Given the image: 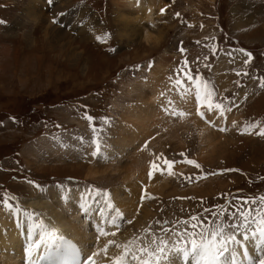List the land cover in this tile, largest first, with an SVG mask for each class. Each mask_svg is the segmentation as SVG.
Here are the masks:
<instances>
[{
    "label": "rangeland",
    "instance_id": "1",
    "mask_svg": "<svg viewBox=\"0 0 264 264\" xmlns=\"http://www.w3.org/2000/svg\"><path fill=\"white\" fill-rule=\"evenodd\" d=\"M33 1L0 0V215L9 203L11 209L29 212L26 202L41 199L49 191L85 193L88 198L106 200L115 190L128 189L119 170L92 179L87 174L92 166L130 168L131 146L138 147L144 140L152 159L163 153L183 171L172 179L164 195L137 198L138 215L143 209L150 213L134 228V238L141 239L138 245L161 235L176 240L170 237L171 229L185 231L180 221L191 224L193 215L205 227L217 216L227 221L225 213L232 211L230 205L237 198L255 200L258 204L253 207L264 208V136L256 134L259 129L251 135L240 134L253 123L264 128V0H147L169 4L152 31L153 36L163 38L156 48L133 38L128 19L118 17L117 11L123 12L120 0H54L52 8L48 0H42L38 22L32 14L31 22L14 24ZM46 30L49 36L55 30L72 41L70 50L81 54L78 62L55 41L49 43ZM30 35L32 42L28 43ZM183 61L198 82H209L213 102L224 106L222 118L237 111V121L215 126L208 119L207 136L200 138L198 124L189 120L193 113L188 104L194 103L199 110L196 115L203 109L194 96L181 103L172 87ZM158 63L165 66L167 80L163 79V91L153 101L154 113L156 106V113L162 114L171 99L177 106L182 104L179 109L175 105V110L188 115L164 113L162 120L133 124H146L148 134L136 128L121 136L119 125L127 108L152 96L147 81ZM85 108L94 122L84 118ZM135 132L138 136L133 138ZM96 138L103 141L100 155L85 158L82 153L93 150L88 145ZM115 143L125 147L127 154L116 162L109 159L117 155ZM107 147L117 152H104ZM163 157L156 161L162 167ZM188 159L201 167L188 164ZM129 194L138 196L135 191ZM177 242L184 246L182 240Z\"/></svg>",
    "mask_w": 264,
    "mask_h": 264
},
{
    "label": "bare ground",
    "instance_id": "2",
    "mask_svg": "<svg viewBox=\"0 0 264 264\" xmlns=\"http://www.w3.org/2000/svg\"><path fill=\"white\" fill-rule=\"evenodd\" d=\"M41 1L42 0H34L31 4H29L27 9L23 11L22 15L20 14L21 16H19L14 24H18V20L22 22H31L32 20L30 18H32V14H36L34 20L38 22L41 13H43ZM168 5L169 4L166 3H150L147 0H120V8H122L123 12L120 13V11H117V14L118 17L121 16L125 19H128L132 28V35L134 36V39H140V41L145 43L147 46H154L152 48H156L159 46L157 44L161 43L163 38L161 34L153 36L152 31L156 27V19L164 17L162 14L165 11V7H167ZM143 22L147 26H140L139 29L133 26V24L135 23L141 24ZM92 29L96 30V28ZM47 31L48 30H46L45 34L47 40L51 41H49V43H54L55 41L56 45L59 46L61 51L65 52L67 50L70 58L78 62L79 55L81 54H78L74 50H70V44L72 41L68 40V38L66 37L59 36L58 32L55 30L50 36L49 34H47ZM79 32L81 33V31ZM90 35L91 34H89V36ZM29 37L30 40L28 39L27 42L31 43L32 36L30 35ZM165 78L167 80V75L165 77V66L162 65V63H158L154 71L150 74V79L147 81L149 82L147 86L150 87L149 89L151 91L153 90L152 96H147L146 100L142 98V102L139 101V104H132L127 108V112L124 115L125 118L123 119L122 124L119 125L121 136H124L123 133L127 130L130 131L127 133V135H130L132 129L136 128L137 132L140 131L141 134H148L146 124L141 123L138 124L137 127H135L133 124L137 122H144L146 119H163L162 115L165 113L163 111V108L162 114L156 113L157 107L155 106L154 113L153 101L156 98V95H158L159 92L163 91L160 85L163 79L165 80ZM175 105V103L172 105V108L174 110L176 109ZM181 105V103H179L178 106L176 105L177 109H179ZM188 105L190 106L188 108L189 113H193L191 117L189 115V120L198 124L197 128L200 131V133L198 131L200 138H204V135L206 133L205 128H207L208 130V127H205L207 126L205 123L208 119L214 125L220 124V126H223L224 123L227 125L229 123H234L239 119V113H237V111H233L231 113L229 112V117L225 119V117L222 118L221 116H219L218 111L209 113L207 112L206 108H202V111H205V117L203 119H199L197 117V115H199V112L196 115L197 111L199 110H195L194 103L192 104L190 102ZM230 117L232 118V120L230 119ZM125 122H127L128 125H125ZM152 135L153 134H150L149 136ZM137 136L138 135L135 132L133 134V138H136ZM144 142L145 140L142 143H139L138 147L134 145L131 146L132 151L130 152L128 159L130 161L131 159L133 160L132 164H128V166H131L130 168L127 167L125 170H123L121 168V165H119L120 168L107 167L105 169H100L99 167L92 166L89 169L87 178L91 179L101 177L102 175L106 176L105 174L109 171L119 170L118 172L122 174V183H124V185H127L128 189L121 187L115 190V194L106 200H95L92 196L88 198L86 197L87 194L85 193L79 195L76 194V192L54 190L47 192L46 195L41 199L35 201H27L25 204L27 206L26 208H30V211L27 212L29 214L28 216H26L24 214L25 212L21 209L14 210L7 208L3 212H1L0 264H26V244L28 243L30 238H35L37 240L39 239L41 231L43 230L41 228V223L43 224L45 229H48L54 235H62L67 239L73 240L77 245H79V247L84 249L85 252H96L97 254L93 257L96 264H114L115 259H118L119 257L124 255V245H128L129 248H131L133 245H138L137 242L141 239L134 238V236L136 235L134 233L136 231L134 230V228L138 229L142 225V221L140 218L143 219L144 215L146 216V218H148L150 213H145L143 209L141 210V214L138 215L136 205L139 199L137 198H140V196L145 197L146 195H149L151 197L147 198L152 199L164 195L167 189L170 187L172 179L181 174V172L183 171V169L178 165L173 166L170 170L167 168V165H164L162 167V172H154L151 176H149L152 164L151 160L155 161V159H152L153 153L151 151H145L147 148H145L144 150L141 149ZM209 143L210 142L208 141V144ZM116 145L117 143L114 144V146ZM116 147L118 152L116 150H111L109 147L104 149V152L108 153L117 152V155L110 158L105 155L106 158L110 159V161L116 162L118 158H121L122 156L125 157V155H127L124 154L125 147L122 148L118 145ZM128 148H130V146H128ZM133 151L135 152L133 153ZM149 160L150 162H148ZM133 191L138 194L137 197L135 195L131 196L129 194ZM71 198H74L75 200L71 201ZM135 199H137V201H135ZM109 203L112 204V207H109ZM117 208L120 210L121 216L123 217V219H121L120 217H116L121 226L119 228H116L106 223L105 230L110 233H115V235L103 236L100 237L99 240H97L98 234L95 231L97 223L102 219L107 221L115 217ZM131 219H135L136 224L132 225ZM128 221H130V223ZM241 238L243 241L242 235L238 239ZM258 240L259 236L257 235L256 238L250 237L249 241L244 242L243 248L238 245L235 246V261L233 260V253L229 252L225 254V256L227 255L226 258H222L221 264H247L249 258L254 262L255 258L257 259L259 255L261 256V246H258ZM173 243L176 244L178 242L177 240L173 239L168 245L169 249L172 248ZM144 244H146L148 247L153 246L152 244L145 242V240ZM91 245H95V248H90ZM246 245H248L249 248L246 247ZM188 246L190 247V244ZM105 248H107L106 253L104 251ZM244 248L247 249V257H245L244 255ZM43 255L44 249L43 247H41V249L34 252L33 259H37ZM159 264H196V262L195 258L192 256H189L187 261H185L183 253L169 251L164 256V258L160 260Z\"/></svg>",
    "mask_w": 264,
    "mask_h": 264
},
{
    "label": "snow or ice",
    "instance_id": "3",
    "mask_svg": "<svg viewBox=\"0 0 264 264\" xmlns=\"http://www.w3.org/2000/svg\"><path fill=\"white\" fill-rule=\"evenodd\" d=\"M48 3H53V0H48ZM55 22V21H54ZM3 23V21H0ZM97 39H102L97 37ZM182 53L184 52L183 47L179 49ZM110 51H115L110 49ZM243 52V50L241 49ZM244 55L251 56V53L245 52ZM187 61H183L181 67L176 70L175 84L172 86L176 91L181 103H186L189 97L195 98L197 105L200 108H206L207 112H219V116L224 115V106L221 103H214L213 97L214 92L209 87V82L206 80L197 81L196 77L191 75L190 70H187L185 66ZM171 80L172 77H169ZM264 87V83L261 84ZM175 102L169 99L164 106L163 110L165 113H168L175 117H182L186 113L174 110L172 105ZM199 115L201 118L205 117V111H200ZM84 118L89 122H94V117L87 113L85 108ZM259 129L256 132L259 136H264V128L260 127L258 124L253 123L243 127L240 130L241 135H251L253 131ZM221 132H225V128L219 129ZM93 131H97L94 127ZM88 147L93 150L90 153H82L85 158L88 155L93 157H98L102 151L103 141L100 138L94 139L89 143ZM148 144L142 146V148H147ZM180 155H184L181 153ZM163 153L155 157V161L161 160ZM152 162L151 171L149 176L154 172H162V165L157 162ZM176 161L168 160L166 157H163V165H167V168L170 170ZM187 163L194 165L196 168H200L198 164L193 159H188ZM229 171H234L230 169ZM31 183V182H30ZM40 186L37 185V188ZM63 187V185H61ZM99 194V190L97 192ZM258 202L253 200L249 201L246 198H237L235 204L230 205L232 211L225 213L228 216V220L224 221L221 217L217 216L216 220L211 221L210 224L205 227L204 224L196 223L199 219L197 216H191L192 223L189 224L187 221H180V224H183L185 231L178 232L176 228L171 229L170 237L175 238L176 240H182L184 243L183 247L176 246L173 243L171 249L168 245L171 242V239H166L165 236L161 235L158 240L156 237H153L152 240H149L148 243L152 244V247H148L146 244L141 243L139 245H133L129 248L128 245H124V255L114 260V264H159L160 260L169 251H175L183 253L185 261L192 256L195 258L196 264H221L222 258L225 257L226 253H233V260L235 261V246L244 247V242L249 241L250 237L256 238L259 236L258 246H261V257L258 261V264H264V208L257 205ZM8 208L11 209L12 205L7 204ZM109 207H112V204L109 203ZM25 215L29 214L25 212ZM116 217L121 216L120 210L116 209L115 217L110 220H101L97 223L95 231L98 234L97 240L100 237L115 235V233H110L105 230V225L110 224L113 227L119 228L121 225L117 221ZM130 223V221H128ZM164 224L167 225L168 221H164ZM41 235L39 239L30 238L25 247V254L27 257L26 264H40V260L51 259L55 261V264H96L93 257L97 254L94 251L85 252L84 249L71 242L70 240L65 239L64 236H56L48 229H45L41 223ZM151 235V233H149ZM238 235L243 236V241L238 239ZM190 244V247L188 246ZM44 249V255L40 256L37 259H33V254L36 250ZM90 248H95V245H91ZM105 253L107 248L104 249ZM244 255L247 257V249L244 248ZM147 257V258H145ZM247 264H253V261L249 258Z\"/></svg>",
    "mask_w": 264,
    "mask_h": 264
}]
</instances>
